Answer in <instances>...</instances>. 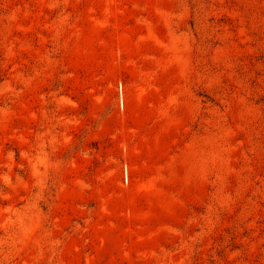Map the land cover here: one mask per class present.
<instances>
[{"label":"rangeland","instance_id":"374dc122","mask_svg":"<svg viewBox=\"0 0 264 264\" xmlns=\"http://www.w3.org/2000/svg\"><path fill=\"white\" fill-rule=\"evenodd\" d=\"M0 264H264V0H0Z\"/></svg>","mask_w":264,"mask_h":264}]
</instances>
